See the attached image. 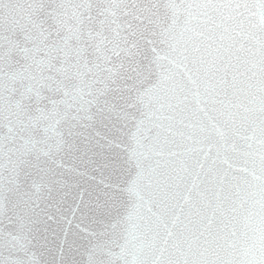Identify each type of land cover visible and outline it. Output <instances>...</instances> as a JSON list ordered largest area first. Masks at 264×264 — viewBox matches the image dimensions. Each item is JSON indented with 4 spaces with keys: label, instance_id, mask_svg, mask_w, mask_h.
<instances>
[{
    "label": "snow or ice",
    "instance_id": "1",
    "mask_svg": "<svg viewBox=\"0 0 264 264\" xmlns=\"http://www.w3.org/2000/svg\"><path fill=\"white\" fill-rule=\"evenodd\" d=\"M151 8L149 26L132 33L142 49L132 88L119 104H97L88 116L95 130L73 146L89 157L78 202L61 200L58 215L8 216L34 233L41 255L29 264H79L84 230L101 238L109 264H264V241L247 242L231 223L250 201L264 207V88L241 87L212 15L227 9L264 31V0H154ZM98 217L107 221L99 234Z\"/></svg>",
    "mask_w": 264,
    "mask_h": 264
},
{
    "label": "water",
    "instance_id": "2",
    "mask_svg": "<svg viewBox=\"0 0 264 264\" xmlns=\"http://www.w3.org/2000/svg\"><path fill=\"white\" fill-rule=\"evenodd\" d=\"M153 2L0 0V264L15 258L11 248L20 225L9 215L29 208L58 215L61 200L65 208L78 202L89 157L75 151L64 156L65 138L81 142L91 110L119 104L132 88L142 59L132 33L149 26ZM212 15L238 61L241 87L258 92L264 88V31L227 9ZM52 158L55 171L49 170ZM49 187L60 194L47 195ZM231 223L247 242L264 241L261 204L250 201ZM106 224L98 217L96 233ZM100 239L82 231L76 259L87 247L88 264H109L112 256Z\"/></svg>",
    "mask_w": 264,
    "mask_h": 264
},
{
    "label": "clouds",
    "instance_id": "3",
    "mask_svg": "<svg viewBox=\"0 0 264 264\" xmlns=\"http://www.w3.org/2000/svg\"><path fill=\"white\" fill-rule=\"evenodd\" d=\"M91 113L90 115H92ZM86 124L88 125L85 130L92 129L95 130L94 125L98 124L97 120H89L87 117ZM77 139L74 137H66L65 145L66 148L63 151V155L71 158L74 152V145L77 144ZM82 142V141H81ZM63 158V157H62ZM59 190L54 187H49L47 195H59ZM13 240L16 242L12 245L11 251L14 253V261L15 264H29V261L33 260L36 256L41 255L39 249L34 243V233L26 228L20 227L16 236L13 237ZM79 264H88V255L89 250L87 247L81 249ZM41 264H53L51 257H46L45 260L41 261Z\"/></svg>",
    "mask_w": 264,
    "mask_h": 264
}]
</instances>
